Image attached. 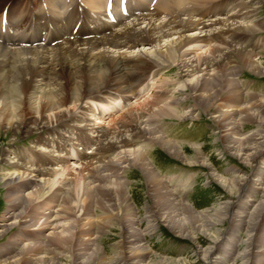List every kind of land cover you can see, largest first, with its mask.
<instances>
[{
    "label": "bare ground",
    "instance_id": "6f19581e",
    "mask_svg": "<svg viewBox=\"0 0 264 264\" xmlns=\"http://www.w3.org/2000/svg\"><path fill=\"white\" fill-rule=\"evenodd\" d=\"M7 1L10 0H0V8H4L8 4ZM30 1L11 0L7 13L10 17L12 16L10 18L12 28L5 34L0 35V133L11 134V139L8 142L13 143L29 135L39 134L44 129L53 132L54 129L50 127L54 125H57V128L68 126L78 128L76 130L83 134H85V131L97 132L96 136H93L96 137V145L92 152H86V155H91L90 157H84V161L75 165H70L67 161L68 158H63L59 156L60 153L55 152L53 138H45L41 135L38 136V142L43 147L35 149L41 154L40 156H45L44 161H41V163H37L36 159H33L35 162L29 166L27 164H13L7 157L6 148H0L1 159L16 171V173L12 172L13 174H0V184L8 186L13 182V186L17 188L26 183L27 186H32L31 188L35 189L34 191H38L42 188L45 189L44 186L53 182L52 186H57L56 195L62 193L68 195L71 191H78V181L79 179L86 180L83 173L87 172L88 179L91 182L98 183L96 191L101 195L103 194L104 197H108L109 201L113 198L112 194L121 191V197H124L127 207L132 209L125 191L127 186L125 180L115 175L116 180L113 181L114 184H111L108 180L109 177L103 175L101 173L102 169L99 167L103 165V171L111 168L115 173H117V169L127 168L128 166L138 167L140 172L143 173L142 175L146 177L147 183L156 182L159 194L157 197L161 202L165 200L167 203L165 205L170 211H182L185 215H190L193 222L204 219L208 224L215 225L216 223H222L225 216L221 217V215L223 211L227 210L234 215L240 225H247L246 229L249 234L244 244L251 250L248 248L249 251L243 252L236 259H247L246 264H253L254 261L250 257L252 253H262V250H264L262 246L256 250V246L252 242L253 232L258 226V219L255 227L248 230V221L244 220L242 214L238 216L239 213L234 211L233 205L230 206L229 203L225 207L213 210L212 214L209 212V215L196 213L186 203L174 198L165 187H161L162 181H156L159 178L149 164L146 163V160H148L146 158L147 152H138L133 147L139 139H146L149 136L151 139L149 141L160 144L161 146H159L169 155L178 156L181 153L179 148L163 137L156 135L153 128L150 127L154 116L162 118L166 116L178 117L177 111L172 109V106L170 107L169 102H166L164 98V94L171 91L162 86L158 87L164 82L157 83L160 71L165 66L177 67L179 70L177 79H180L183 83L182 90L186 89L190 94L189 98H195L198 106L205 108V110L210 109L220 92L227 91L231 86L236 89L230 77L232 74L227 66L228 63L236 60V62L242 63L249 72L255 75H264V66L253 59V53L236 44L243 41L244 38H249L251 41L254 34L264 30V23H262L256 12L259 5L264 4V0H156L152 12L143 14L140 17L137 16L127 24H120L122 26L114 30L113 25L100 18L104 0H82L84 3L82 11L88 12L82 18H75V24L80 22L79 29L84 30L87 23H91L87 27L89 30L83 33V35L90 36V39L66 40L64 37L67 33L58 30L56 36L48 42L60 39H63V41L54 45V47L50 44L43 47L34 45L38 38L31 35L32 27L28 23L27 11H51L53 14L58 13L60 15V11L66 9L64 6L65 0H35L37 4ZM134 1L139 6L132 9V11L138 9L143 12L149 11L154 0ZM115 3H117V0H115ZM200 6H203V8L200 9ZM217 11H220L219 16L215 17L213 12ZM212 17L213 19H211ZM57 27L60 28L58 24L56 29ZM107 27H109V33L105 34V32H108L106 31ZM27 44H29V47H26ZM203 46L207 48H203ZM134 48L135 51H132ZM149 78L152 81L155 80L149 88V90H153L150 96L149 93L144 94L148 90L141 92ZM215 81L218 84L214 83ZM225 83H227V89H224L223 85ZM213 88L216 90L214 93L209 91ZM114 94L119 98L115 99ZM131 97H134L135 100L131 101ZM89 101L91 103L97 101L98 106L103 111L113 108L123 109V111L106 123L92 122L86 118L85 113V110H87L85 106H88ZM229 106H231L230 103L225 104V107L229 108ZM253 108L256 110H253ZM262 108L264 109V99L257 98L249 106H244L242 112L241 109L221 110V113L214 117L215 123L223 132L225 150L239 161L242 160V164L246 162L248 166H252L253 162L257 161V156L261 154L264 148V131L249 133L250 136L254 135L253 137L237 139L232 137V130H236L239 124L238 120L240 119L236 120V115L240 114H237V112L242 113L241 117L264 127V112L260 115ZM183 116L189 115L185 113ZM193 149L198 159L195 163H191H199L198 160L201 159L200 164L208 166L206 160L202 158L200 151H198V146H193ZM114 153L119 157L117 161L110 157ZM113 167H116V169ZM210 177L214 181H220V186L228 192H235L234 195L237 192L239 194L247 181L246 177L225 180L215 173H210ZM34 182L35 184H33ZM118 187L122 190H117ZM21 198L23 197L20 194L14 198H12V195L9 196V199H14L10 202V207L14 209L18 206ZM113 201L117 202L116 197ZM66 203L68 207L66 206L67 208L63 211L65 214L62 213L66 217H68V214L70 216V213L72 216L77 205L71 204V200ZM263 208L262 205L257 206L253 216L258 209H262L261 215L264 212ZM24 212L26 213V210H22L14 216L13 213L9 212L7 218L4 219H13L11 223L13 225L21 222L23 224L30 223L28 225L33 227L32 222L36 220L32 221L31 217L30 220L28 218L21 220V215ZM260 215L256 214L257 218ZM51 217H45L36 229L51 228L52 235L49 236H51L52 242L56 243L60 240L58 234H61L58 231L56 232V229L61 227V224L58 223L59 220L57 222V216L53 217L52 220ZM147 217L150 223L154 222L151 220L152 217ZM77 218H79V215L75 217V219ZM74 223H76V220ZM91 223L92 226H95L93 231H90L92 226L89 227L87 224L80 226L81 228L86 227L84 228V233L88 236L86 241H91L89 237L92 236H95V239L96 236L99 237L96 223ZM134 224H136L135 220H131V224L127 226L128 228L123 230L127 233L123 234L126 239L124 247L129 248V251L121 252L113 261H120L122 264H134L138 260L137 263L142 264L143 259L150 254V247L143 242L144 235L139 231V225L135 226ZM8 225L10 226L5 222L0 224V237L9 230ZM74 226L68 227L74 228ZM4 227L6 229H3ZM203 234L206 233L203 232ZM212 239V247H208L206 250V264L226 263L223 258L218 257H212L209 261V256L215 255L217 251V249L215 250L216 246H218L219 251L223 246L220 244L222 238L214 237ZM189 240L194 241L195 238L189 236ZM261 240L257 238L256 241L263 242ZM14 241L16 242L15 239L11 242ZM83 247L91 251V253H87L89 263L101 250L94 241L84 244ZM3 249L0 252H3ZM29 250L28 246H23L17 255L23 256ZM253 250L254 252H252ZM232 252V250H229L226 253L232 255ZM103 255L102 253L99 255V264H107ZM39 261L42 264H48L50 259ZM154 261L155 264H163L162 262L165 261L166 264H187L184 260L159 257H155ZM0 263L17 264L18 261L16 257L11 256ZM232 264H235V262L233 261Z\"/></svg>",
    "mask_w": 264,
    "mask_h": 264
},
{
    "label": "rangeland",
    "instance_id": "374dc122",
    "mask_svg": "<svg viewBox=\"0 0 264 264\" xmlns=\"http://www.w3.org/2000/svg\"><path fill=\"white\" fill-rule=\"evenodd\" d=\"M202 8L203 6H200V9ZM256 12L260 18L262 17L261 20H263L262 23H264V4H260ZM193 17H195V15H193ZM254 38H256L260 45L254 49L250 47V49L253 50V52H251L254 56L253 59L262 63L264 66V30L257 33ZM249 42V38H244L243 41L237 42L236 44L247 49L248 45L246 44ZM251 45L254 44L251 42ZM136 50H138V48H136ZM132 51H135V48L132 49ZM227 66L230 73L233 75H230V77L236 89L231 86L227 91H224L225 93L220 92L208 110L201 108V106L199 107L195 98H189L190 94L186 89L182 90L181 86H183V83L180 79H177V74L179 73L177 67L168 66L169 68H166L162 74L160 71V77L158 78L159 81L157 79V83L159 84L160 81L164 82L161 83L162 85H158V87L160 88L162 86L171 91L164 94V98L166 102H169L168 104H170V107L172 106L171 108L177 111L176 114H178V117L166 116L162 118L158 116V118L154 116L150 127L153 128L156 135L163 137L179 148L181 153H179L178 156L169 155L160 147V144L149 141L151 140L149 136H147L146 139H139L133 148L138 152H147L146 158L148 160H146V163L149 164L159 178H157L158 180L156 181H162L161 183L163 184H161V187H165L174 198L186 203L193 208L196 213L209 215V212L212 214L213 210L219 207H225L227 203H229L230 206L233 205V210L239 213L238 216L242 214L244 220L246 222L248 221V230L255 227L258 219V226L253 232L254 235L252 240L257 250L260 246L264 248V212L260 215L262 209H258L253 216V212L257 206L262 205L264 207V148L261 154L257 156V161H254L252 166H248L246 162L242 164V160L239 161L235 156H232L230 152L225 150L223 132L215 123L214 117L218 116L221 110L230 111L232 109H241L242 112L244 106L252 104L254 99H264V75H255L249 72L242 63L239 61L236 62V60L232 63H228ZM214 83L218 84L217 81ZM223 86L224 89H227V83ZM209 91L213 93L216 92L215 88ZM230 96L231 98H229ZM228 102L232 108H230L231 106H229V108L225 107L226 103L229 104ZM233 106H235V108H233ZM253 110L256 109L253 108ZM263 112L264 109L262 108L260 115ZM185 113L189 116H183ZM237 114L240 115H236V120L240 119L242 121L238 120V127H236V130H232L233 138L253 137L254 135L250 136L248 132L251 133L252 131L251 134H253V132L256 131H264V127H260L256 122L253 123V121L241 117L242 113L237 112ZM198 125L201 126L199 133L196 131V129L199 128ZM204 129L205 131L202 132ZM240 132H245V136H241V134H239ZM10 135L11 134L6 135L0 133V148H6L5 150L7 153L12 152L13 155L17 157V163L20 164L21 161L18 157V154L20 155L19 151L22 149L28 151L33 146V141L36 140L37 134L18 139L13 143L8 142L11 139ZM192 142L199 144H191ZM195 145L198 146V151H200L202 158L206 160V163L210 167L201 165V159L198 160L199 163L192 164L198 159L193 149ZM215 154H222L226 159L216 160L217 156ZM10 155L9 161L14 164L15 162L11 159L12 154ZM32 156L36 159L37 163L44 161V159L41 161L38 160L33 154ZM116 156L113 157V155H110L114 161H117L119 158ZM206 156L210 159L206 158ZM43 157L45 158V156ZM149 157L155 162L153 165L159 169V173H161V175L163 173L162 176L160 175L162 179L158 171L152 167ZM23 163L25 164V162ZM175 164H179V166ZM181 165L183 166L180 167ZM212 166L214 168L217 167V172L219 174L217 175L225 180H233L236 177H246L247 181L241 188L243 193L238 195L237 192V194L234 195L235 192L230 193L225 188L221 187L220 181H214V179L210 177V173L216 174ZM102 167L103 165L99 167L102 169L101 173L109 177L108 180H110L111 184H114L113 181L116 180L115 175L125 180L127 185L125 191L127 192L126 195L132 205V209L127 207L124 197H121V191L112 194L113 198L111 201H109L108 197H104L103 194L101 195L96 191L95 189H97L98 183L91 182V180L88 179L89 176L86 175L87 172L83 173L86 180L79 179L78 181V191H71L68 195L65 193L56 195L57 192L55 191H57V186H52L54 184L53 182H50L47 185L48 187L44 186L45 189L42 188L38 191H34L35 189L31 188L32 186H27L26 183L17 188L13 186V182L8 186L0 184V224L4 222L10 224V226L8 225L9 230L0 237V248L5 247L7 244L12 246L9 243L13 239L16 240V242H13V246L8 249V252H0V262H4L7 258L12 256L16 257L18 261L17 264H42L39 260L45 259H50L48 264H99V255L102 253V255L104 254L103 256L107 264H122V262H115L113 259L121 252L129 251V248L126 249V247H124L126 245H124L126 239L123 234L127 233L123 230L128 228L127 226L131 224V220H135L136 224L134 225L137 226L138 224L139 231L146 237V240H144V236L142 237L143 242H147L150 245L145 243L150 247V254L143 259L142 264H155V257L172 260L180 259L186 261L187 264H206V250L208 247H212V238L214 237L218 239L222 238L220 244L223 246L220 248L221 251H219L218 246H216L215 250L217 249V251L215 255L209 256V261L212 257H218L226 261L224 264H232L233 261L235 264H242L243 262L246 264L248 262L247 259H236V257L243 254V252L249 251V249L251 250V248L246 247L244 244L249 234L246 229L247 225H240L234 215L229 211H223L221 217L225 216V219L220 224L216 223L215 225H211L204 219L193 222L191 221L190 215H185V213L179 210L170 211L165 205L167 203L164 199L162 202L159 201L156 182L147 183L146 177L142 175L143 173L140 172L138 167L128 166L127 168L117 169V173L111 170V168L103 171L104 168ZM113 168L116 169V167ZM235 169H237V171H235ZM12 172L16 173L15 169L5 164L4 160L0 157V174H13ZM164 174L166 177H163ZM169 174H172L173 177L169 178ZM106 182L107 180L105 183ZM33 184H35V182ZM200 188L210 189L205 195H200L199 197L200 199L205 197L206 199L204 198V201L209 202L211 206L208 205L207 208L203 207L204 209L197 210L184 199L188 200L189 198L190 200L192 195L196 196V192ZM178 189L181 191H189L187 194H190L180 198V195L175 194ZM117 190L122 189L118 187ZM8 194L9 196L12 195V198L19 194L23 197L19 200V205L14 207V209L10 207V202L14 201V199H9ZM115 197L117 202L113 201ZM133 199L137 201L138 208L135 204H132ZM68 200H71V204L77 205V208L72 216L70 213V216L68 214V217H66L63 211L68 207L66 203ZM52 207H54V209ZM22 210H26V213L24 212V214H22L23 217L21 215V220H26V218L29 219L30 217L32 221L36 220L32 222L34 225L33 227L28 225L30 223L23 224L21 222L13 225L11 224L13 219H4L7 218L9 212L13 213L14 216L18 215ZM46 210H49V213H45ZM54 211L56 212L54 213ZM147 211L148 213H146ZM256 214L260 215V219L257 218ZM78 215L79 218L75 219ZM48 216H52L51 220L53 217L57 216V222L59 220L58 223L61 224V227L56 229V232L58 231L61 233L58 234L60 239L59 242H52L51 236H49L52 235L51 228L36 229L38 224L40 225L41 222H43L42 220ZM147 216L152 217L151 220L154 222L150 223L147 220ZM75 220L76 223H74ZM91 222H94V224L96 223L99 237L96 236V239L95 236L89 238L91 241H94L97 246L99 245L101 250L97 252L89 263L87 261V259H89L87 253H91V251L83 246L91 241H86L88 238L84 233V228L86 227L81 228L80 226L87 224L91 227L93 225ZM71 225H75L74 228L68 227ZM94 227L95 226H92L90 231H93ZM3 229H6V227ZM33 231L34 234H32ZM37 231L39 235H37ZM203 232L206 233V236ZM94 233L96 234V232ZM18 235L20 239H16ZM187 235L193 236L195 240H189V236L186 238ZM257 238L259 240L262 239L261 241L263 242L256 241ZM23 246H28L30 250L23 256H18L17 254ZM229 250L233 251L232 255L226 253ZM252 252H254V250ZM250 257L252 261H254L253 264H264V250H262V253H252ZM137 261L138 260H136L134 264L137 263ZM165 262L162 263L166 264Z\"/></svg>",
    "mask_w": 264,
    "mask_h": 264
}]
</instances>
